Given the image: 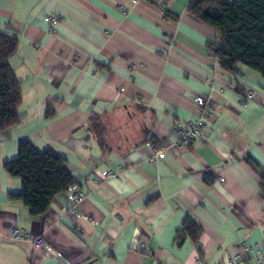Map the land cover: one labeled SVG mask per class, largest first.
<instances>
[{"label": "crops", "instance_id": "0c3cea01", "mask_svg": "<svg viewBox=\"0 0 264 264\" xmlns=\"http://www.w3.org/2000/svg\"><path fill=\"white\" fill-rule=\"evenodd\" d=\"M188 2L0 0V31L19 39L8 62L22 81L19 121L0 133V264H255L264 194L247 157L264 170V76L242 63L222 69L209 47L223 43L220 31ZM47 15L60 22L50 27ZM197 96L208 127L182 144ZM22 139L66 158L86 195L82 216L68 191L40 217L11 196L22 179L5 163ZM153 146L163 148L154 162ZM13 227L47 248L13 239Z\"/></svg>", "mask_w": 264, "mask_h": 264}, {"label": "trees", "instance_id": "16d2710c", "mask_svg": "<svg viewBox=\"0 0 264 264\" xmlns=\"http://www.w3.org/2000/svg\"><path fill=\"white\" fill-rule=\"evenodd\" d=\"M156 3L162 7L165 4ZM187 11L220 31L223 43H209V47L222 69L232 73L242 63L264 76V0H189ZM164 12L166 17H180L168 8ZM18 41L10 30L0 31V133L19 121L22 81L8 62L17 51ZM247 162L264 194V170L250 156ZM5 168L21 177V192L11 196L21 199L33 217L45 214L52 199L77 182L67 169L64 156L54 150L42 151L26 139L20 140L18 158L6 162ZM184 231L195 240L201 235L199 225L191 218L184 221Z\"/></svg>", "mask_w": 264, "mask_h": 264}, {"label": "built area", "instance_id": "2783aa9c", "mask_svg": "<svg viewBox=\"0 0 264 264\" xmlns=\"http://www.w3.org/2000/svg\"><path fill=\"white\" fill-rule=\"evenodd\" d=\"M45 21L50 27L55 26L60 22V17L57 15H47ZM251 97L252 94H249ZM195 101L199 108V116L195 119H192L181 126L178 130L179 142L182 144H191L197 139L201 138L207 127V121L205 119V108L207 101L203 96H197ZM163 154V148L159 146H153V155L150 157L151 161H156ZM109 175H114L113 172H110ZM86 197L82 189L76 185H72L68 190V199L72 202L71 212L76 216H82L80 210V204L83 199ZM11 237L15 240L25 241L30 245L34 246L39 250H44L47 248L46 241L43 236L32 235L29 231L13 227L11 229ZM255 264H264V250H259L258 254L254 258ZM225 264H242L241 262L236 261L233 257H228Z\"/></svg>", "mask_w": 264, "mask_h": 264}]
</instances>
